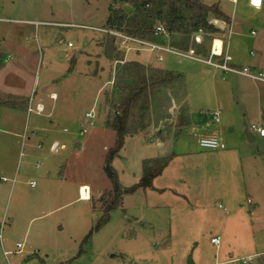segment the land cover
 Wrapping results in <instances>:
<instances>
[{
    "label": "rangeland",
    "instance_id": "1",
    "mask_svg": "<svg viewBox=\"0 0 264 264\" xmlns=\"http://www.w3.org/2000/svg\"><path fill=\"white\" fill-rule=\"evenodd\" d=\"M235 1L200 0L225 16H208L218 33L178 38L173 50L188 58L163 54L158 63L155 54L120 48L119 38L90 29L107 28L111 11L132 17L129 5L0 0V55L6 59L0 61V102L16 104L0 107V264H264V138L250 142L244 133L250 125L264 129V83L225 77L203 63L215 41L221 47L226 38L239 66L264 61V6ZM175 15L190 20L179 7ZM228 19L233 23L225 35ZM216 55L224 60L221 49ZM133 62L147 77L160 70L182 78L149 86L131 108L112 168L129 188L138 184L145 160H170L151 189L124 196L109 222L83 244L109 201L103 167L115 143L110 123L128 93L124 85L136 81ZM30 100L33 111L39 103L43 113L27 115ZM91 109L95 127L79 135ZM214 111L220 123L209 131L224 150L198 146ZM185 112L190 124L180 128ZM48 128L59 146L47 138ZM81 186L89 189L85 201L79 200ZM216 237L218 248L210 243Z\"/></svg>",
    "mask_w": 264,
    "mask_h": 264
},
{
    "label": "trees",
    "instance_id": "2",
    "mask_svg": "<svg viewBox=\"0 0 264 264\" xmlns=\"http://www.w3.org/2000/svg\"><path fill=\"white\" fill-rule=\"evenodd\" d=\"M115 5L126 4L133 8V16L127 18L124 13L111 11L106 24L107 28L121 32L125 35L137 38L140 40L165 45L171 48L180 45L178 38L190 36L197 33L209 32L218 33V31L208 23V16L215 14L223 17V14L215 7L205 6L200 0H111ZM163 6L166 11L158 9ZM181 8L183 12L190 15V20L187 21L183 17L175 15L176 8ZM154 22L159 23L157 26L163 27L168 34L169 42L163 37H154ZM160 24H163L160 25ZM192 50V48H191ZM6 60L0 55V61ZM135 69L136 81L124 85V89L128 90L127 94L122 97L116 108V113L110 128L115 132V143L110 149L104 160L103 173L111 184V192L109 193V201L104 208V215L100 218L95 227L90 230L88 235L83 240V244L88 243L93 233L98 232L110 220V214L118 209L120 201L124 196L133 195L139 189H151L152 184L158 178L163 170L167 167L169 158H154L145 160L142 165L141 178L138 184L129 188H122L118 181V176L112 168V162L124 145V137L126 135L127 121L130 110L135 107L142 95H144L149 86L162 85L168 86L171 83L177 82L182 76L175 73L163 71H153L150 76H145V67L133 62L130 64ZM2 65H0V69ZM120 92V91H119ZM15 103L0 102V107L12 108ZM189 121L186 112L181 115L179 127L188 126ZM83 250H79L77 257L81 256Z\"/></svg>",
    "mask_w": 264,
    "mask_h": 264
},
{
    "label": "built area",
    "instance_id": "3",
    "mask_svg": "<svg viewBox=\"0 0 264 264\" xmlns=\"http://www.w3.org/2000/svg\"><path fill=\"white\" fill-rule=\"evenodd\" d=\"M231 2L235 3L236 1L231 0ZM251 3L254 5L264 6V2H261V1L251 0ZM57 26L72 27L70 25H57ZM90 29L100 32L107 37L119 38L120 48L122 44L125 47V48L123 47L124 49L128 48L129 46H133L134 48H137V50H140L139 52L153 53L156 55L155 57L158 63H162L164 61L163 58L159 56L163 54L178 55V56L188 58L185 55L177 53L176 51L172 50L168 46L159 45L156 43L133 38L131 36L125 35L121 32H117V31H114L108 28H105V29L90 28ZM154 37H163L164 40L169 39L168 34L165 32V30L161 26H157L156 28H154ZM82 47L87 48L88 45L83 43ZM67 48L73 49L74 46L71 43H68ZM211 55L217 56L216 53L213 51V48L211 51ZM196 61H200V60L196 59ZM229 62H230V59L226 57L224 60L220 62H213L212 59H209V61L203 62V63H206L215 69L221 70L223 73H231L237 76L244 77L250 80L253 84L257 82L264 83V71L256 70L250 67H243V68L237 69L235 67L230 66ZM93 110L94 109H91L90 111L84 113L82 120L79 122V135H86L95 127L96 115H95V111ZM34 111L37 114H41L43 113L44 108L42 105L37 103L35 105ZM34 111H33L32 100H30L28 108H27V115L33 113ZM208 115H209V120L204 123V128L201 130V134L199 135V138H198V146L206 150H217V149L224 150L225 145L220 141L219 138H217L216 135H214V133H211L209 131L212 127H215L216 125L220 123L221 113L219 111H214L212 113H209ZM245 130L247 131L249 135L253 136L254 138H261V139L264 138V129L262 128L260 124L250 125L246 127ZM64 131L67 132L66 130ZM3 181H5V179H3ZM29 186L31 188H35L36 184L34 182H30ZM78 193H79V200L85 201L88 199L89 189L88 187H85V186L80 187ZM85 193L86 195H84ZM250 206L254 207L255 203L252 202ZM218 208L222 209V206L219 205ZM2 226H3V223H1L0 225V244L2 240V235H1ZM210 243L214 245L216 248H218L220 245V238L219 237L212 238L210 240ZM15 248H17L18 252H20V250L22 249V244L16 243ZM7 255L8 254L4 252V256H7Z\"/></svg>",
    "mask_w": 264,
    "mask_h": 264
},
{
    "label": "crops",
    "instance_id": "4",
    "mask_svg": "<svg viewBox=\"0 0 264 264\" xmlns=\"http://www.w3.org/2000/svg\"><path fill=\"white\" fill-rule=\"evenodd\" d=\"M254 5V4H253ZM223 18H225V16L223 15ZM226 19V18H225ZM228 21H229V24L227 25V29L229 30V31H227L226 30V33H225V35H227V32H230V30H231V26H232V23H233V21L232 20H230V19H228ZM89 28V27H88ZM227 39V38H226ZM226 39H224L225 40V43H223L222 42V46L220 47V49H221V51H222V56L220 57V59H225V57H228L229 59H230V62H229V65L230 66H232V67H235V68H237V69H239V68H241V67H243V66H239L238 64H237V57L234 55V53H233V51H232V49L230 48V46L228 45V43H227V40ZM77 57L79 58L80 56L79 55H77ZM208 59H213V61L214 62H220V60L219 61H217L216 59H219V57H216V56H212L211 54H210V57L208 58ZM264 61H260V62H258L257 64H255L254 66H245V67H250V68H253V69H256V70H258V69H263V67L264 66H261L262 65V63H263ZM208 66V65H207ZM209 67H211V66H209ZM213 68V67H212ZM213 69H215V68H213ZM215 70H217L218 72H220V74L222 75V76H237V75H234V74H231V73H223L221 70H218V69H215ZM264 70V69H263ZM222 80L224 81L225 80V78L224 77H222ZM252 83V82H251ZM188 117V116H187ZM188 121H189V124H190V118L188 117ZM188 124V125H189ZM50 125H53V122H50L49 123V126ZM50 127H52V126H50ZM38 131H40V130H38ZM49 132V133H48ZM65 132V131H64ZM47 133H48V135L49 134H51V137L50 136H47V138L48 139H51L53 142H56V144L58 145V143H57V141L58 140H56L55 138V135H54V131H51L50 130V128H48L47 129ZM39 133H37V134H32V135H38ZM253 137V136H252ZM24 138H25V135H24ZM254 138V137H253ZM25 139H27V140H29L30 138L29 137H26ZM61 140L62 141H65L66 143H68L69 144V142H73L74 140L73 139H71V138H69V137H63V138H61ZM254 140H255V138H254ZM60 145H61V143H59ZM59 146V145H58ZM124 146V145H123ZM122 149H123V147H122ZM121 149V150H122ZM120 150V151H121ZM120 153V152H119ZM117 156H119V154L117 155ZM37 168H38V165L36 166ZM2 181H3V179H2ZM155 181V180H154ZM3 182H5V181H3ZM81 187H83V186H81ZM85 187H87V186H85ZM31 188V187H30ZM80 188V187H79ZM3 225H4V223H3Z\"/></svg>",
    "mask_w": 264,
    "mask_h": 264
},
{
    "label": "bare ground",
    "instance_id": "5",
    "mask_svg": "<svg viewBox=\"0 0 264 264\" xmlns=\"http://www.w3.org/2000/svg\"><path fill=\"white\" fill-rule=\"evenodd\" d=\"M256 1L264 2V0H256ZM220 45H221L220 41L216 40L215 44H214V52L216 54L219 53V51H220ZM84 195H86V193Z\"/></svg>",
    "mask_w": 264,
    "mask_h": 264
},
{
    "label": "water",
    "instance_id": "6",
    "mask_svg": "<svg viewBox=\"0 0 264 264\" xmlns=\"http://www.w3.org/2000/svg\"><path fill=\"white\" fill-rule=\"evenodd\" d=\"M244 133H245L246 138H247L248 141H250V142H253L254 141V138L251 135H249L246 130L244 131Z\"/></svg>",
    "mask_w": 264,
    "mask_h": 264
}]
</instances>
